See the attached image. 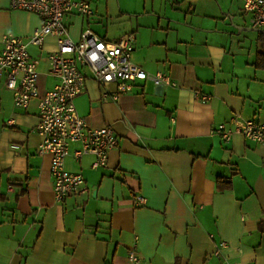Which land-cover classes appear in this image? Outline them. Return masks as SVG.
<instances>
[{
	"label": "crops",
	"instance_id": "obj_1",
	"mask_svg": "<svg viewBox=\"0 0 264 264\" xmlns=\"http://www.w3.org/2000/svg\"><path fill=\"white\" fill-rule=\"evenodd\" d=\"M85 1L93 15L64 16L73 40L84 28L109 41L131 34L132 61L174 85L137 80L105 99L115 84L99 85L81 67L87 79L76 110L90 126H110L118 145L94 169V155L75 159L80 143L70 142L64 167L80 172L88 191L57 201L51 154L38 153L35 129L39 97L57 82L47 62L55 41L27 46L40 62L38 96L26 109L14 106L0 75V264H130L132 247L139 264H264V143L237 132L224 141L214 131L224 122L231 129L264 122V64H257L264 31L244 29L251 26L241 0H138L115 14ZM9 4L0 0V40L40 25ZM112 16L119 23L109 26Z\"/></svg>",
	"mask_w": 264,
	"mask_h": 264
},
{
	"label": "built area",
	"instance_id": "obj_2",
	"mask_svg": "<svg viewBox=\"0 0 264 264\" xmlns=\"http://www.w3.org/2000/svg\"><path fill=\"white\" fill-rule=\"evenodd\" d=\"M243 13L247 14L251 27L264 29V0H241ZM11 9L25 10L40 18V25L25 37L10 32L3 34L0 40V75L5 79L6 88L13 94V104L26 109L31 99L38 96L37 81L39 58H33L28 50L29 44L42 48L46 39L52 37L55 47L48 52V73L57 82L38 100V120L35 129L42 140L38 153L51 154L50 176L53 194L57 201H62L73 193H86L88 188L80 172H71L64 167V160L69 154V143L79 142L80 148L72 153L75 159L84 154L94 155L91 167L96 169L107 165L109 153L118 145V138L110 126H90L81 117L74 99L85 86L87 76L81 67L89 68L92 78L99 84L114 83L115 90L103 98L116 100L122 93L131 90L137 80H150L155 85H174L168 74L157 71L150 73L132 59L134 38L125 34L113 41L105 40L90 28L80 32V38L73 40L64 23L67 13L91 16L94 9L85 0H9ZM195 96L202 102L209 100L208 94L199 91ZM232 118L229 124H234ZM13 119L5 120L12 125ZM224 141H228L235 132L248 140L264 143V122L245 119L242 125L233 129L226 122L219 123L214 130ZM145 198L136 195L134 203L144 205ZM220 242L215 254L221 255ZM130 264H139L140 256L135 247L127 251ZM223 258L219 264H223ZM232 264H240L234 262Z\"/></svg>",
	"mask_w": 264,
	"mask_h": 264
},
{
	"label": "rangeland",
	"instance_id": "obj_3",
	"mask_svg": "<svg viewBox=\"0 0 264 264\" xmlns=\"http://www.w3.org/2000/svg\"><path fill=\"white\" fill-rule=\"evenodd\" d=\"M91 1H94V4L102 8V10L103 9L105 10L106 8H108V10L112 14H115V12L117 13L120 12V3H122V5H124L123 3H125V5L129 7H134V6L139 5L138 0H91ZM108 21H109V26L113 25L114 23H119V21H117L116 17L114 16H112L111 18L108 17Z\"/></svg>",
	"mask_w": 264,
	"mask_h": 264
},
{
	"label": "trees",
	"instance_id": "obj_4",
	"mask_svg": "<svg viewBox=\"0 0 264 264\" xmlns=\"http://www.w3.org/2000/svg\"><path fill=\"white\" fill-rule=\"evenodd\" d=\"M257 64L258 65L264 64V56H262V53H260V56H259V58L257 60ZM219 184H220V187H222V186H225L224 188L229 187V184L228 183L223 184V183L220 182V180H219Z\"/></svg>",
	"mask_w": 264,
	"mask_h": 264
},
{
	"label": "water",
	"instance_id": "obj_5",
	"mask_svg": "<svg viewBox=\"0 0 264 264\" xmlns=\"http://www.w3.org/2000/svg\"><path fill=\"white\" fill-rule=\"evenodd\" d=\"M244 29L264 31V29H258V28H254V27H248V28H244Z\"/></svg>",
	"mask_w": 264,
	"mask_h": 264
}]
</instances>
